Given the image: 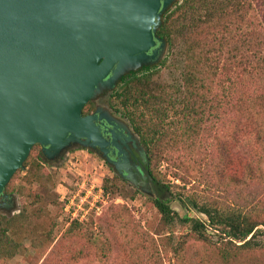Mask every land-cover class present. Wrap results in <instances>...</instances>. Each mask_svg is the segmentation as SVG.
<instances>
[{
    "label": "rangeland",
    "instance_id": "1",
    "mask_svg": "<svg viewBox=\"0 0 264 264\" xmlns=\"http://www.w3.org/2000/svg\"><path fill=\"white\" fill-rule=\"evenodd\" d=\"M177 3L178 0H174L171 7ZM180 45L178 41L175 55L168 58L169 67L161 68L154 77L156 82L179 83L182 60L177 51L180 53ZM167 55L166 47L160 60L130 73L140 74L143 68H158ZM122 78L112 92L119 87ZM213 88L212 91L220 96V87ZM112 92L98 94L90 101L93 108L84 109L87 112L105 109L116 121L128 125L109 108ZM218 101L222 100L218 98ZM215 114L205 116L207 120L202 125L199 141L178 147L165 145V160L152 162L150 171L160 183L169 184L174 193L192 198L198 205H232L264 220V173L260 178L254 174L246 183L241 177L245 164L257 151V144L252 135H241L235 111L226 113L220 107ZM175 128L178 131L179 125ZM137 145L142 150L140 144ZM138 149L140 163L145 164ZM40 150L39 145L32 147L26 166L18 170L6 186L5 191L10 195L0 206V231L6 229L19 251L7 261L0 260V264H184L197 261L196 247L188 251L181 263L168 247H162V237L168 235V227L161 224L160 215L150 200L154 197L152 183L145 175L139 180L135 178L138 165H134L133 171L128 154V168L135 182L126 180L94 149L71 144L51 159L40 156ZM206 155H210L208 159ZM224 158L227 165L221 166ZM38 171L40 180L27 177ZM118 176L128 182L122 183ZM105 181L108 185L116 183L117 191L104 194ZM65 205L74 208L79 216L83 214L84 218H72L69 214L72 210L66 211ZM171 207L179 216L201 217L177 200ZM73 220L80 224L75 236L70 237L73 239L69 251L64 245L71 239L65 233ZM171 228L175 234L183 231L178 224ZM210 233L213 234L211 241L219 239L216 233L211 230ZM74 251L82 253L74 256Z\"/></svg>",
    "mask_w": 264,
    "mask_h": 264
},
{
    "label": "trees",
    "instance_id": "2",
    "mask_svg": "<svg viewBox=\"0 0 264 264\" xmlns=\"http://www.w3.org/2000/svg\"><path fill=\"white\" fill-rule=\"evenodd\" d=\"M157 34L166 39L168 55L158 68H143L140 74L123 77L110 95L109 108L127 120L145 153L154 192L150 200L161 224L168 227L162 247H168L180 263L196 247L197 261L184 264H264V220L232 205H198L194 199L174 193L150 171L152 162L165 160V145L178 147L199 141L205 116L216 115L222 107L226 113L235 111L239 132L252 135L257 144L241 177L246 183L254 174L260 178L264 173V0H181L165 13ZM178 41L182 44L180 53L177 51L182 60L179 83L156 82L154 77L161 68L169 67L168 58L175 55ZM213 86L220 87V96L212 91ZM85 107L88 111L93 108L90 102ZM86 108L85 115L89 113ZM220 165H227L226 158ZM27 177L38 181L41 174L38 171ZM117 189L116 183L103 184L104 194ZM175 200L201 217L179 216L171 207ZM79 224L71 221L65 233L71 239L64 245L69 251L70 237L75 236ZM175 224L183 231L175 234L171 228ZM210 230L218 240L211 241ZM18 251L6 229L0 231V260L7 261ZM79 253L82 251L73 255Z\"/></svg>",
    "mask_w": 264,
    "mask_h": 264
},
{
    "label": "water",
    "instance_id": "3",
    "mask_svg": "<svg viewBox=\"0 0 264 264\" xmlns=\"http://www.w3.org/2000/svg\"><path fill=\"white\" fill-rule=\"evenodd\" d=\"M173 1L0 0V197L34 145L48 159L71 144L97 149L135 182L124 148L132 153L133 138L137 151L139 139L127 120L83 109L160 60L168 44L157 32Z\"/></svg>",
    "mask_w": 264,
    "mask_h": 264
},
{
    "label": "flooded vegetation",
    "instance_id": "4",
    "mask_svg": "<svg viewBox=\"0 0 264 264\" xmlns=\"http://www.w3.org/2000/svg\"><path fill=\"white\" fill-rule=\"evenodd\" d=\"M111 111H112V110H111ZM112 112H113V111H112ZM90 113H92V112H89V113H86V114H90ZM113 113H114V112H113ZM105 127H106V129L109 128V126H105ZM102 130H104V127L102 128ZM104 136H105L107 139H110V137L108 136V134H104ZM133 140H134V139L132 138L131 141L127 142V145H128V147L132 150V153L129 152L127 148H124V150L127 152L128 156H129L130 164L133 166V167H132V170H133V171H135V169H134V165H138V172H136L135 178H136L137 180H139V179H141V175H145L147 181L149 180V182L151 183V181H150V177L148 176V172H147V169H146L145 164L140 163V159L138 158L137 152H136V150H134L133 147H132V142H133ZM107 148L109 149V152H108V156H109V158H111V159H113V160L116 159V155H113V154H112V151H113L114 148H113L112 146H108ZM94 151H95L96 153H98L99 155L102 156V153L99 152L97 149H94ZM126 180H127V179H126ZM128 181H129V180H128ZM9 195H10L9 193L3 191V194H2V196L0 197V206H1L4 202H6V201L9 199Z\"/></svg>",
    "mask_w": 264,
    "mask_h": 264
},
{
    "label": "built area",
    "instance_id": "5",
    "mask_svg": "<svg viewBox=\"0 0 264 264\" xmlns=\"http://www.w3.org/2000/svg\"><path fill=\"white\" fill-rule=\"evenodd\" d=\"M65 210L69 212V209H71L72 211L69 212L70 216L72 218H75L77 220H81V218H84V215L82 214L81 216H79L78 214H76V210L74 208L68 207V205L64 206ZM99 208L97 207L96 210H98Z\"/></svg>",
    "mask_w": 264,
    "mask_h": 264
}]
</instances>
